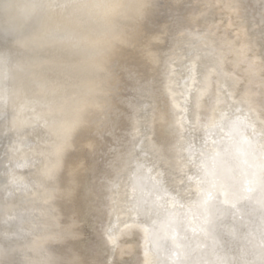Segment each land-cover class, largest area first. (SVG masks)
Wrapping results in <instances>:
<instances>
[{"label":"bare ground","instance_id":"6f19581e","mask_svg":"<svg viewBox=\"0 0 264 264\" xmlns=\"http://www.w3.org/2000/svg\"><path fill=\"white\" fill-rule=\"evenodd\" d=\"M3 15L0 264H264V0Z\"/></svg>","mask_w":264,"mask_h":264},{"label":"clouds","instance_id":"9594fccd","mask_svg":"<svg viewBox=\"0 0 264 264\" xmlns=\"http://www.w3.org/2000/svg\"><path fill=\"white\" fill-rule=\"evenodd\" d=\"M18 0H0V23L6 22L3 15V10L6 5L15 4ZM120 0H102V6L115 8L119 5Z\"/></svg>","mask_w":264,"mask_h":264}]
</instances>
